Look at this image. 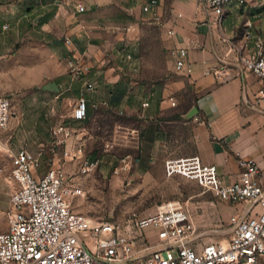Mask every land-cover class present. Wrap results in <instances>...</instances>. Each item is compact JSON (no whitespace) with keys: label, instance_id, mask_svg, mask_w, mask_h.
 <instances>
[{"label":"rangeland","instance_id":"rangeland-1","mask_svg":"<svg viewBox=\"0 0 264 264\" xmlns=\"http://www.w3.org/2000/svg\"><path fill=\"white\" fill-rule=\"evenodd\" d=\"M225 7L230 11L225 25L231 23L241 7H250L264 26V0H246L244 6L232 1ZM43 10L25 7L16 12L15 20L12 13L0 12V38L9 42L12 52L34 46L42 52L52 50L57 53L56 60L49 56L45 61L63 66L60 73L44 78L37 86L7 91L11 94L13 116L9 127L0 131V232L6 230V212L14 190L9 154L26 149L40 159L43 170L54 163L63 167L64 173L83 189L75 199V210L92 219L123 220L133 211L149 214L162 205L180 202L190 212L205 242L226 239L229 205L193 180L167 177L165 158L153 156L158 132L163 133L171 157L192 152V125L186 118L173 109L165 114L153 113L160 104L165 75L172 74L169 58L159 47V32L144 29L146 22L136 21L134 28L122 26L119 31L110 26L86 27L84 37L77 39L67 33L62 18L56 17L54 11L38 16L35 23V16ZM100 32L104 37L95 35ZM117 37L121 41L115 42ZM97 53L108 58L115 56L107 65L121 68L118 82H109L101 72L95 76L88 73L83 78L74 76L73 66L95 62ZM87 80L95 87L94 96L88 117L80 121L75 118L76 97L83 93ZM149 98L151 107L146 111L121 114L128 107H140ZM60 125L73 132L64 148L54 147L55 129ZM64 149L75 155L73 161L63 157ZM126 155L134 158L130 169L116 173ZM84 159L97 162V167L82 173Z\"/></svg>","mask_w":264,"mask_h":264},{"label":"built area","instance_id":"built-area-1","mask_svg":"<svg viewBox=\"0 0 264 264\" xmlns=\"http://www.w3.org/2000/svg\"><path fill=\"white\" fill-rule=\"evenodd\" d=\"M232 1L246 3V0H198V3L221 22L225 5ZM155 3H147L143 9L157 18ZM75 10L86 12V0H76ZM253 28L254 22L247 20L243 44L233 45L238 52L234 69L218 67L206 73L226 82L236 74L251 72L260 82L258 99L264 100V34L255 33ZM222 39L226 40L225 36ZM250 39H253L251 48ZM172 54L178 71H191L187 48H178ZM90 70L86 62L73 66L78 78L85 77ZM94 89L87 80L78 98L76 119L88 117L86 93ZM105 105L109 107L108 102ZM142 105L148 107L149 102ZM12 116L11 98L0 95V131L9 127ZM72 133L67 126L57 127L54 147H65ZM9 155L14 190L6 212V230L0 232V264H260L264 260V183L253 159L238 154L242 171L230 183L224 182L217 166L205 164L198 154L165 161L167 177L193 180L219 201L242 207L228 218L226 239L205 242L190 212L180 202L162 205L149 214L133 211L123 220L92 219L75 210V199L83 189L64 173L61 165L54 163L43 170L40 159L26 149ZM63 157L73 161L75 155L64 149ZM133 161L131 155H126L122 167L115 172L129 170ZM96 167L97 162L84 159L80 171L86 173Z\"/></svg>","mask_w":264,"mask_h":264},{"label":"crops","instance_id":"crops-1","mask_svg":"<svg viewBox=\"0 0 264 264\" xmlns=\"http://www.w3.org/2000/svg\"><path fill=\"white\" fill-rule=\"evenodd\" d=\"M22 1L0 0V12L12 13L15 20L16 12L25 7L26 10L33 6L45 9L35 16L36 23L38 16L43 17L48 11H54L56 17L62 18L67 33L77 39L84 37L86 27L102 29L110 26L119 31L122 26L134 28L136 21L146 22L144 29L151 28V31L159 32V47L166 52L172 73L165 75L160 104L153 113L165 114L167 110L173 109L179 111L186 122L192 125L189 139L192 152L181 156L198 154L205 164L217 166L224 182L230 183L242 171L238 163L240 154L257 162L264 183V100L258 99L259 79L251 72H243L221 82L211 73H206L218 67L234 69L237 66L238 52L233 45L243 44V29L247 20L254 22L255 33L264 34L261 20L252 14L250 7H241L231 23L225 25L224 22L230 16L226 7L225 15L218 22L215 15L200 5L198 0H86L88 10L84 13L76 12V0ZM153 1H156V21L151 12L143 9ZM5 29H8V25ZM95 35L104 37L101 32ZM224 36L226 40L222 39ZM118 39L114 41H121ZM252 46L253 39H250L249 47ZM9 48V42L0 38V95L9 96L11 94H7V91L16 87L37 86L44 78H51L62 71V65H50L45 61L49 56L56 60L57 53L52 50L42 52L34 46L12 52ZM74 48L78 49L76 46ZM178 48H187L190 72L176 69L172 53ZM90 54L87 52V55ZM114 58L99 53L94 55L95 62L86 61L91 67L89 75L95 76L101 72L109 82H118V69L121 68L107 65ZM92 92L86 93L89 103H92L94 96ZM145 101L149 102L148 107H143ZM173 101L176 105L172 104ZM143 102L138 108L122 110L123 114L134 115L151 107L150 98ZM192 111H195V115L189 117ZM156 134L153 156H162L165 160L181 157L168 155L163 133ZM163 151L166 153L162 155ZM241 209V206L229 205L228 211L232 215Z\"/></svg>","mask_w":264,"mask_h":264},{"label":"water","instance_id":"water-1","mask_svg":"<svg viewBox=\"0 0 264 264\" xmlns=\"http://www.w3.org/2000/svg\"><path fill=\"white\" fill-rule=\"evenodd\" d=\"M195 115V111L190 112L189 117H192Z\"/></svg>","mask_w":264,"mask_h":264},{"label":"bare ground","instance_id":"bare-ground-1","mask_svg":"<svg viewBox=\"0 0 264 264\" xmlns=\"http://www.w3.org/2000/svg\"><path fill=\"white\" fill-rule=\"evenodd\" d=\"M10 122H11V120H10Z\"/></svg>","mask_w":264,"mask_h":264},{"label":"trees","instance_id":"trees-1","mask_svg":"<svg viewBox=\"0 0 264 264\" xmlns=\"http://www.w3.org/2000/svg\"><path fill=\"white\" fill-rule=\"evenodd\" d=\"M112 102V101H111Z\"/></svg>","mask_w":264,"mask_h":264}]
</instances>
